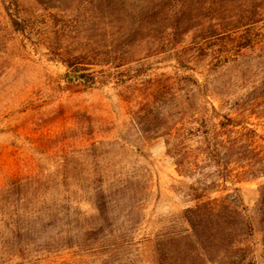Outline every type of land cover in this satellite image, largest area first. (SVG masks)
Wrapping results in <instances>:
<instances>
[{
  "label": "rangeland",
  "instance_id": "obj_1",
  "mask_svg": "<svg viewBox=\"0 0 264 264\" xmlns=\"http://www.w3.org/2000/svg\"><path fill=\"white\" fill-rule=\"evenodd\" d=\"M263 151L264 0H0V264H264Z\"/></svg>",
  "mask_w": 264,
  "mask_h": 264
},
{
  "label": "trees",
  "instance_id": "obj_2",
  "mask_svg": "<svg viewBox=\"0 0 264 264\" xmlns=\"http://www.w3.org/2000/svg\"><path fill=\"white\" fill-rule=\"evenodd\" d=\"M76 78H78L81 82H89L92 83V77H89V74H83L76 75ZM91 80V81H89ZM193 84L196 85L197 88H199V83L195 78L191 79ZM202 94H205V91H202ZM238 114V113H237ZM241 116V115H239ZM234 119L226 114L223 115V118L220 119L216 127L219 129L220 132L217 134L207 135L205 134V150L207 152L208 158L211 159L217 166L221 165L223 168H228L231 161H228L225 159L223 155H225L231 148L234 147V144H236L235 140L231 141L229 140V135H226V132L233 129V126L236 125L234 123ZM219 134V135H218ZM264 152V151H263ZM240 168H244V171H251V176H258V175H264V154H261L259 159L255 161H249V163H246L244 166L241 165ZM237 215L239 217V225L249 228L250 231H252L254 225L253 223L246 217H244L240 211H236ZM260 222L264 224V208L260 210ZM263 226V225H262ZM261 229L264 232V227ZM236 242V241H235ZM241 242V241H237ZM241 244V243H240ZM227 246H235L233 245V241L227 242Z\"/></svg>",
  "mask_w": 264,
  "mask_h": 264
}]
</instances>
